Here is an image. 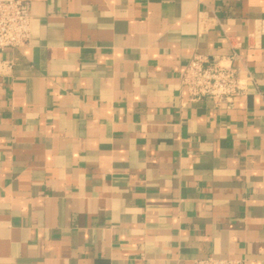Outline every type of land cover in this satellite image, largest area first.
<instances>
[{
  "label": "crops",
  "instance_id": "obj_1",
  "mask_svg": "<svg viewBox=\"0 0 264 264\" xmlns=\"http://www.w3.org/2000/svg\"><path fill=\"white\" fill-rule=\"evenodd\" d=\"M0 52V264H264V0H26ZM247 92L189 101L194 54Z\"/></svg>",
  "mask_w": 264,
  "mask_h": 264
},
{
  "label": "built area",
  "instance_id": "obj_2",
  "mask_svg": "<svg viewBox=\"0 0 264 264\" xmlns=\"http://www.w3.org/2000/svg\"><path fill=\"white\" fill-rule=\"evenodd\" d=\"M33 15L26 0H0V52L27 46L32 35ZM240 55L234 47L228 56L194 54L181 74L189 101L209 98L217 105H231L247 92V78L241 75ZM12 67L3 62L0 71ZM193 264H246L245 260L205 257Z\"/></svg>",
  "mask_w": 264,
  "mask_h": 264
}]
</instances>
